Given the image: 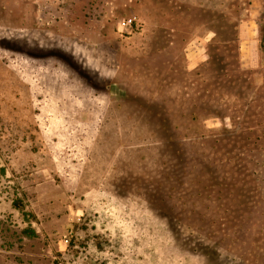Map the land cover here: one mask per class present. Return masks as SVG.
I'll return each mask as SVG.
<instances>
[{"label":"rangeland","instance_id":"rangeland-1","mask_svg":"<svg viewBox=\"0 0 264 264\" xmlns=\"http://www.w3.org/2000/svg\"><path fill=\"white\" fill-rule=\"evenodd\" d=\"M0 264H264V0H0Z\"/></svg>","mask_w":264,"mask_h":264},{"label":"trees","instance_id":"trees-1","mask_svg":"<svg viewBox=\"0 0 264 264\" xmlns=\"http://www.w3.org/2000/svg\"><path fill=\"white\" fill-rule=\"evenodd\" d=\"M236 42V37L235 36H233L232 38H231V40H230V43H235ZM234 72V71H233Z\"/></svg>","mask_w":264,"mask_h":264}]
</instances>
